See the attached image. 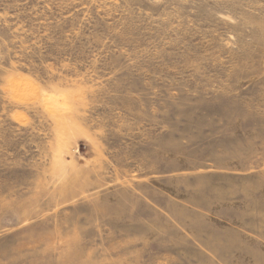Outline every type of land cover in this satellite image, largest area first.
<instances>
[{"label": "rangeland", "instance_id": "374dc122", "mask_svg": "<svg viewBox=\"0 0 264 264\" xmlns=\"http://www.w3.org/2000/svg\"><path fill=\"white\" fill-rule=\"evenodd\" d=\"M0 264H264V0H0Z\"/></svg>", "mask_w": 264, "mask_h": 264}]
</instances>
